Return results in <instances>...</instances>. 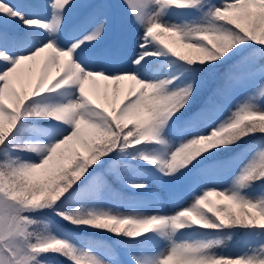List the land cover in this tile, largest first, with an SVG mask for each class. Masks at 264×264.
<instances>
[{"label": "snow or ice", "instance_id": "6c2138e0", "mask_svg": "<svg viewBox=\"0 0 264 264\" xmlns=\"http://www.w3.org/2000/svg\"><path fill=\"white\" fill-rule=\"evenodd\" d=\"M0 264H264V0H0Z\"/></svg>", "mask_w": 264, "mask_h": 264}, {"label": "rangeland", "instance_id": "374dc122", "mask_svg": "<svg viewBox=\"0 0 264 264\" xmlns=\"http://www.w3.org/2000/svg\"><path fill=\"white\" fill-rule=\"evenodd\" d=\"M149 188H150L149 193H133V192L126 191L125 196H133V197L143 198L145 200L151 201L152 194L155 193L156 196L158 197V202L150 204L149 206L145 207L143 209L145 214H151V213H154L157 211L167 214L171 211V209L173 207H175V201L170 194L168 186H166V185L162 186L160 184L152 183V184H149ZM211 199H215V198H211ZM117 210L124 212V213H129L132 211V209H130L128 207H123V206H119ZM52 222H53V220L50 219L49 223L51 224ZM240 239L241 240L238 244H234V242L232 240L230 242L228 241V243L225 245V247L223 249H221V251H219V252H225V253L232 254V255L238 254L244 248L245 238L242 237ZM233 245H238L239 246L238 249H236L235 251H232ZM137 252L139 254L145 256V257L153 255V252L151 249H137Z\"/></svg>", "mask_w": 264, "mask_h": 264}, {"label": "trees", "instance_id": "16d2710c", "mask_svg": "<svg viewBox=\"0 0 264 264\" xmlns=\"http://www.w3.org/2000/svg\"><path fill=\"white\" fill-rule=\"evenodd\" d=\"M117 187H119V186H117ZM50 219L53 220V218H49V220ZM55 219L58 220V218H55ZM81 235L82 236H90V234H83V233ZM242 237H244V236L242 234H239V233L231 235V237L229 238L230 240L228 238H226L224 240V244L220 248H218L217 251H221V249H223L225 247V245L228 243V241L230 242L232 240L234 242V244H238L241 240L240 238H242ZM90 238L104 239V240H107L110 244L115 243L113 240L109 239L107 234L102 236V237L96 236V237H90ZM238 247H239L238 245H233L232 251H235L236 249H238Z\"/></svg>", "mask_w": 264, "mask_h": 264}]
</instances>
